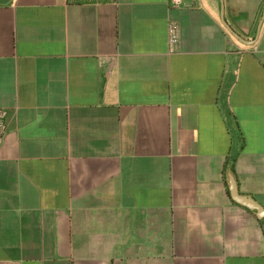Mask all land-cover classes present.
<instances>
[{
    "label": "crops",
    "instance_id": "crops-1",
    "mask_svg": "<svg viewBox=\"0 0 264 264\" xmlns=\"http://www.w3.org/2000/svg\"><path fill=\"white\" fill-rule=\"evenodd\" d=\"M0 108V264H264V0H0Z\"/></svg>",
    "mask_w": 264,
    "mask_h": 264
},
{
    "label": "built area",
    "instance_id": "built-area-1",
    "mask_svg": "<svg viewBox=\"0 0 264 264\" xmlns=\"http://www.w3.org/2000/svg\"><path fill=\"white\" fill-rule=\"evenodd\" d=\"M68 1H74V2L85 1V2L98 3L103 1H114V0H68ZM171 3L172 6H179L182 3V0H171ZM179 39H180L179 28L175 23L171 22L168 28V40H169L170 50H174L175 46L179 42ZM6 114H7L6 110L0 108V139L2 138V136L4 135L7 129V125L5 121Z\"/></svg>",
    "mask_w": 264,
    "mask_h": 264
},
{
    "label": "water",
    "instance_id": "water-1",
    "mask_svg": "<svg viewBox=\"0 0 264 264\" xmlns=\"http://www.w3.org/2000/svg\"><path fill=\"white\" fill-rule=\"evenodd\" d=\"M237 37L241 39L239 36ZM231 192H232V196L235 201L241 204H244L250 208L256 209L259 213L262 211V208L257 203H255L252 199L238 194L235 184L232 185Z\"/></svg>",
    "mask_w": 264,
    "mask_h": 264
}]
</instances>
